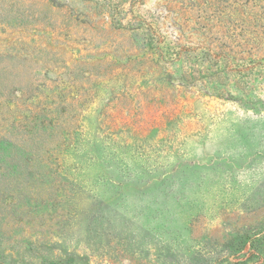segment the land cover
I'll return each instance as SVG.
<instances>
[{
	"label": "rangeland",
	"instance_id": "374dc122",
	"mask_svg": "<svg viewBox=\"0 0 264 264\" xmlns=\"http://www.w3.org/2000/svg\"><path fill=\"white\" fill-rule=\"evenodd\" d=\"M0 264H264V0H0Z\"/></svg>",
	"mask_w": 264,
	"mask_h": 264
}]
</instances>
